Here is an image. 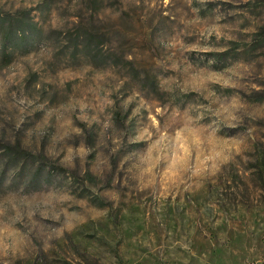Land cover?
I'll return each instance as SVG.
<instances>
[{
	"label": "rangeland",
	"instance_id": "rangeland-1",
	"mask_svg": "<svg viewBox=\"0 0 264 264\" xmlns=\"http://www.w3.org/2000/svg\"><path fill=\"white\" fill-rule=\"evenodd\" d=\"M5 16L43 40L0 35V264H264V0ZM79 27L103 63L72 51Z\"/></svg>",
	"mask_w": 264,
	"mask_h": 264
},
{
	"label": "trees",
	"instance_id": "trees-1",
	"mask_svg": "<svg viewBox=\"0 0 264 264\" xmlns=\"http://www.w3.org/2000/svg\"><path fill=\"white\" fill-rule=\"evenodd\" d=\"M8 17L0 18V35L3 37L2 49L9 47L18 49L20 52H28L35 44L41 40L42 31L36 28L32 23L25 21H16L9 22L8 27L5 29ZM68 44L72 46V51L75 53H82L91 58L94 63H103L100 60L99 53L102 46L105 44L103 40L94 32L90 30H82L81 27L77 28L76 33L68 38ZM106 58L103 57V60ZM115 64L120 63H130V60H127L123 56H116ZM126 61V62H124ZM149 87L154 86L153 80L149 81ZM7 170V164L3 165L2 170L0 171V183L2 181L3 175ZM38 174L32 178V182L39 183Z\"/></svg>",
	"mask_w": 264,
	"mask_h": 264
}]
</instances>
